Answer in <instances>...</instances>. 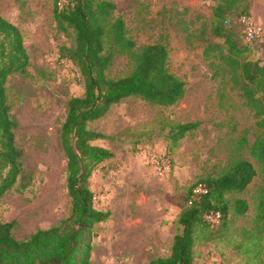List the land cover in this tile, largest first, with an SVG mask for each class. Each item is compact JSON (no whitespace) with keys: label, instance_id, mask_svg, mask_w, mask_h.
I'll return each instance as SVG.
<instances>
[{"label":"rangeland","instance_id":"rangeland-1","mask_svg":"<svg viewBox=\"0 0 264 264\" xmlns=\"http://www.w3.org/2000/svg\"><path fill=\"white\" fill-rule=\"evenodd\" d=\"M56 1L0 0V14L20 29L30 57L28 73L12 74L6 83L23 157L22 174L0 199V222L14 221L12 233L19 240L59 224L72 208L60 131L68 100L82 96L84 87L78 66L63 52L74 41L71 31L57 26ZM112 1L114 16L124 19L137 50L167 46L170 71L185 81L186 93L171 106L128 97L89 124L108 136L94 143L114 154L90 178L96 206L110 212L92 230L90 264H148L168 256L191 188L221 175L239 157L250 160L258 175L246 190L228 196L225 222L200 232L194 264H264V171L250 152L263 132L247 93L255 85L230 63L224 40L213 33L220 1ZM244 6L250 21L264 27V0L243 1L227 14L225 25L246 50L240 62L264 65V34L247 45L235 22ZM134 66L131 56L119 55L107 74L122 77ZM189 122L198 126L173 143L171 126ZM148 151L165 155L167 172L157 173ZM237 198L248 202L243 215L233 209Z\"/></svg>","mask_w":264,"mask_h":264},{"label":"trees","instance_id":"trees-1","mask_svg":"<svg viewBox=\"0 0 264 264\" xmlns=\"http://www.w3.org/2000/svg\"><path fill=\"white\" fill-rule=\"evenodd\" d=\"M58 1L55 21L61 31H71L69 35L74 41V45L64 48L63 52L78 66L84 87L82 96L68 100L60 131L67 158L71 213L59 224L39 229L23 240L12 233L14 221L0 222V264H90L92 230L110 216L109 211L96 206L90 178L98 165L114 154L94 143L108 136L92 130L89 124L104 117L112 105L128 97L137 96L152 104L171 106L186 93L185 81L170 71L167 46L155 43L137 50L124 19L114 16L117 8L114 1L69 0L62 5ZM219 1L214 10L213 33L224 40L230 63L238 65L244 80L255 85L252 92L247 90V93L263 133L250 146V152L264 171V65L240 62L246 50L237 46L234 33L225 25L230 22L227 14L247 0ZM240 11L235 22L241 27L245 42V25L240 19L250 16L246 14V6ZM119 55L131 56L135 66L129 74L111 78L107 72ZM29 64L22 32L0 14V199L22 174L23 157L16 143L18 121L12 115L6 83L12 74H27ZM258 92L260 96L255 95ZM197 126L198 123L192 122L172 125L171 141L178 142ZM257 175L255 165L239 157L221 175L205 177L194 184L186 198L187 205L178 215L170 254L152 258L148 264H194L200 232L216 226L207 222L205 216L219 212L218 224L225 222L231 209L228 196L246 190ZM235 202L234 211L238 215L245 214L249 208L247 200L237 198ZM262 216L261 213L260 219Z\"/></svg>","mask_w":264,"mask_h":264},{"label":"built area","instance_id":"built-area-1","mask_svg":"<svg viewBox=\"0 0 264 264\" xmlns=\"http://www.w3.org/2000/svg\"><path fill=\"white\" fill-rule=\"evenodd\" d=\"M69 0H59L58 4L62 5L65 2H68ZM244 25V39L246 43H253L256 41L261 35L264 34V27L261 24H255L250 21V18H247L246 16L241 17L240 19ZM151 159V162L154 165L155 170L158 174H164L168 171V161L165 158V155L162 154V156H158L156 153H152L151 151H148L146 154ZM96 201V196H95ZM205 219L207 222L211 223L212 226L217 225L220 222L221 214L219 212H211L205 216Z\"/></svg>","mask_w":264,"mask_h":264}]
</instances>
